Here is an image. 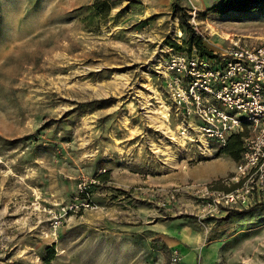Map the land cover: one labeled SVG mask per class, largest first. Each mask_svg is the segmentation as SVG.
Here are the masks:
<instances>
[{"label":"rangeland","instance_id":"1","mask_svg":"<svg viewBox=\"0 0 264 264\" xmlns=\"http://www.w3.org/2000/svg\"><path fill=\"white\" fill-rule=\"evenodd\" d=\"M93 1L0 0V264H45L48 247L49 264H169L172 251L180 264H264L262 203L210 216L190 195L232 189L236 162L180 136L160 75L188 53L180 9L213 56L232 37L264 45V5L218 15L215 3L114 0L94 29L82 22ZM220 163L224 177L191 179ZM83 178L98 209L63 213ZM179 232L196 242L151 248Z\"/></svg>","mask_w":264,"mask_h":264},{"label":"built area","instance_id":"2","mask_svg":"<svg viewBox=\"0 0 264 264\" xmlns=\"http://www.w3.org/2000/svg\"><path fill=\"white\" fill-rule=\"evenodd\" d=\"M226 42L213 58L170 55L160 73L164 91L185 125L180 136L209 148L210 143L223 147L231 135L241 134V157L232 176L223 181L232 189L189 186L190 195L203 202L202 210L210 216L223 208L250 205L254 198L264 205V45L253 46L237 37ZM96 183L83 178L79 193L61 211L98 209L86 191ZM180 262L181 255L172 251L169 264Z\"/></svg>","mask_w":264,"mask_h":264},{"label":"trees","instance_id":"3","mask_svg":"<svg viewBox=\"0 0 264 264\" xmlns=\"http://www.w3.org/2000/svg\"><path fill=\"white\" fill-rule=\"evenodd\" d=\"M114 0H94L92 5L84 10L85 17L82 22H87V26H92L94 29L97 28V22L99 20L106 19L109 12L114 7ZM259 5H264V0H222L219 5L211 7L210 12L218 15H224L228 12H244L253 11L259 7ZM178 24L179 28L186 35V51L190 54L192 50H195L199 56L206 58H213L211 52L206 50L202 44V38L200 35L195 33L193 28L188 23V17L183 9H180ZM171 48L176 52H181L182 48L178 47L174 43H170ZM241 134H233L229 138L227 144L219 149V155H224L233 160L234 162L239 161L241 155ZM161 243L159 239H154L151 243V248L154 250L157 244ZM164 249L165 247H161ZM48 250V255L43 257V262L49 264L55 257V252L53 247L46 248Z\"/></svg>","mask_w":264,"mask_h":264},{"label":"crops","instance_id":"4","mask_svg":"<svg viewBox=\"0 0 264 264\" xmlns=\"http://www.w3.org/2000/svg\"><path fill=\"white\" fill-rule=\"evenodd\" d=\"M191 1L197 7H200L203 10V7H206L205 4L215 3L213 5V7H214V6L219 5V3L222 0H191ZM209 168H211V167L201 168L200 171L197 172V174L192 175L191 179L193 181H198V182L205 181V183H208V182H211L210 180H212V179H217V177H221V178L224 177L226 175V173H228L232 170V167L230 165L227 166V165H223L221 163H220V166L216 165L215 167H213V169H209ZM164 235H165L164 237H162L161 235H154L153 238L159 239L161 241V243H159V244H164L165 247L169 251H171L172 249H176V250L180 251L179 247L185 248V245L187 244V240H186V236L188 235L187 232H179V234H176L178 239H173L171 237H167V236H170L168 233H165ZM187 237H189V240H190L189 242H191V243L196 242V240H197L196 236L190 235ZM154 239L152 241H154Z\"/></svg>","mask_w":264,"mask_h":264},{"label":"bare ground","instance_id":"5","mask_svg":"<svg viewBox=\"0 0 264 264\" xmlns=\"http://www.w3.org/2000/svg\"><path fill=\"white\" fill-rule=\"evenodd\" d=\"M163 114H166V111L163 109V112H162Z\"/></svg>","mask_w":264,"mask_h":264}]
</instances>
